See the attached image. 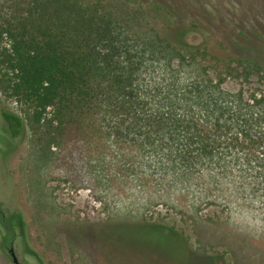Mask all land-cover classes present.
Masks as SVG:
<instances>
[{
    "label": "rangeland",
    "instance_id": "obj_1",
    "mask_svg": "<svg viewBox=\"0 0 264 264\" xmlns=\"http://www.w3.org/2000/svg\"><path fill=\"white\" fill-rule=\"evenodd\" d=\"M30 1L0 0V48ZM157 1L181 22L196 18L235 40L264 33V0ZM138 14L121 28L138 40L128 50L136 46L144 56L119 103L111 91L79 119L59 124L47 114L35 125L27 106L0 87L2 209L22 214L28 246L42 264L132 263L130 254L107 250L103 238L119 251L151 256L150 264H264V102L205 84L200 64L152 55L147 43L159 27ZM255 98H264V87ZM2 110L22 119L21 136L9 138ZM147 222L182 238L137 226ZM99 228L108 229L100 235ZM14 250L22 264H38L20 243ZM0 264H11L3 252Z\"/></svg>",
    "mask_w": 264,
    "mask_h": 264
},
{
    "label": "trees",
    "instance_id": "obj_2",
    "mask_svg": "<svg viewBox=\"0 0 264 264\" xmlns=\"http://www.w3.org/2000/svg\"><path fill=\"white\" fill-rule=\"evenodd\" d=\"M133 1L138 5L134 10L121 0H31L26 16L17 14L14 24L5 29L9 44L7 48H0L1 90L27 106L28 118L35 125L43 122L47 114H53L59 124L79 119L98 107L103 99H110L106 94L111 91L116 93L114 100L119 103L117 94L133 83V66L144 56L135 51L136 46L135 50H128L127 44L138 45V40L131 41L121 26L138 21L141 11L159 27L147 43L152 55L170 53L178 64H200V77L205 84L214 88L229 87L239 98L254 105L264 102V98H255L256 91L264 87L263 32L256 31L253 36H244V40H235L226 29L205 21L192 18L181 22L179 16L157 0ZM188 33L200 40L187 41ZM234 47L246 51V55ZM1 116L10 139L23 134L19 116L5 110ZM202 140L204 144L205 139ZM113 226L116 224L109 227ZM137 226L179 235L173 228L154 222ZM0 229L1 248L12 241L18 242L42 264L28 246L21 213L5 212L0 205ZM104 230L99 228L97 232L101 235ZM102 241L107 250L130 254L127 260L131 264L153 262L151 256L119 251L113 242L105 238ZM182 255L188 256L186 250ZM182 262L187 264L186 259Z\"/></svg>",
    "mask_w": 264,
    "mask_h": 264
},
{
    "label": "flooded vegetation",
    "instance_id": "obj_3",
    "mask_svg": "<svg viewBox=\"0 0 264 264\" xmlns=\"http://www.w3.org/2000/svg\"><path fill=\"white\" fill-rule=\"evenodd\" d=\"M5 211V210H4ZM6 212V211H5ZM1 230V229H0ZM1 235H2V233L0 232V242H1ZM14 242L12 241V242H10L9 243V245L8 246H5V247H3V248H1L0 247V252H3L4 254H6V256L8 257V259L10 260V263L11 264H13L12 263V256H14L18 261H19V263L20 264H22L21 262H20V260L17 258V256H16V253H15V250H14Z\"/></svg>",
    "mask_w": 264,
    "mask_h": 264
},
{
    "label": "water",
    "instance_id": "obj_4",
    "mask_svg": "<svg viewBox=\"0 0 264 264\" xmlns=\"http://www.w3.org/2000/svg\"><path fill=\"white\" fill-rule=\"evenodd\" d=\"M12 263L13 264H20L19 261L14 256H12Z\"/></svg>",
    "mask_w": 264,
    "mask_h": 264
}]
</instances>
